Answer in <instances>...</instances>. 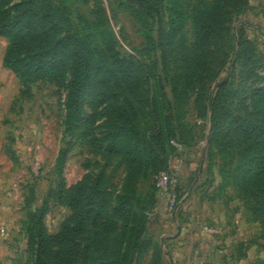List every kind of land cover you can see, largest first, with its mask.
<instances>
[{
	"label": "rangeland",
	"instance_id": "rangeland-1",
	"mask_svg": "<svg viewBox=\"0 0 264 264\" xmlns=\"http://www.w3.org/2000/svg\"><path fill=\"white\" fill-rule=\"evenodd\" d=\"M25 1H6V7L17 5L12 18L27 6ZM49 1L64 5L74 22L79 15L94 20L96 5L103 8L102 17L117 48L132 57L142 81L141 90L131 97L141 128L148 135L157 128L153 103L161 127L169 125L171 135L158 142L164 171L171 180L168 193L157 189L154 170L132 185L137 194L155 193V204L145 213L151 245L139 264H264V198H253L236 184V167L243 159L234 139L236 125L246 116L251 89L264 85V0H229L219 36L213 39L209 70L186 89L169 82L177 70L175 49L147 51L141 26L123 7V0ZM55 22L60 37L64 33L61 18L56 17ZM185 36L192 40L190 21ZM7 43L0 36V264H34L35 244L30 242L29 229L36 210L45 206L43 226L48 234H54L72 214L60 204L61 192L86 189L100 173V191L108 212L115 197L124 192L127 164L119 153L106 159L103 152L107 122L120 97L107 75L93 74L80 127L74 136H66L63 120L68 71L60 82L35 81L28 95H23L18 78L2 65ZM218 90L219 104L211 116L212 98ZM65 147L66 160L59 167L58 152ZM167 223L173 226L172 232L162 228ZM205 226L215 227L217 232L209 233ZM178 227H185L188 239L195 235L189 243L190 263L174 259L168 248H163V242L175 243L169 235L177 234ZM84 239L77 236L75 241L83 246ZM157 246L159 260L153 263ZM89 260L82 252L76 264H90Z\"/></svg>",
	"mask_w": 264,
	"mask_h": 264
},
{
	"label": "trees",
	"instance_id": "trees-1",
	"mask_svg": "<svg viewBox=\"0 0 264 264\" xmlns=\"http://www.w3.org/2000/svg\"><path fill=\"white\" fill-rule=\"evenodd\" d=\"M6 1L0 0V36L8 41L2 65L18 78L23 95H28L35 81L60 82L68 71L63 120L66 136H74L80 127L93 74L107 75L118 92L116 97H120L107 122L103 152L106 159L119 153L127 164L124 192L115 197L110 212L100 191V173L86 189L76 187L61 192L59 202L72 214L54 234H48L43 226L45 206L36 210L31 215L29 229L30 242L35 244L34 264H76L82 252L90 256V264H139L151 245L145 213L155 204V193L137 194L132 185L148 171L154 170V176L164 171L158 142L171 135L169 125L161 127L159 111L153 103L157 128L153 135L141 128L138 109L131 100L141 90V78L132 57L117 48L99 4L94 20L79 15L74 22L64 5L56 6L49 0H26L27 6L12 18V9L17 5L6 7ZM189 2L123 0L122 3L141 26L147 51L159 48L162 53L168 47L175 49L177 70L169 82L181 84L184 89L209 70L214 54L213 39L219 36L229 8V0ZM56 17L61 18L64 27L60 37ZM188 21L191 41L185 36ZM219 96L220 90L212 98L211 116L217 109ZM245 114L234 129L235 146L243 159L236 167V184L247 189L253 198H264V85L251 89ZM226 135L227 132L222 136ZM66 155L67 148H61L57 156L59 167L65 163ZM77 236H85L83 246L75 241ZM158 248L154 249L153 263L159 260Z\"/></svg>",
	"mask_w": 264,
	"mask_h": 264
},
{
	"label": "crops",
	"instance_id": "crops-1",
	"mask_svg": "<svg viewBox=\"0 0 264 264\" xmlns=\"http://www.w3.org/2000/svg\"><path fill=\"white\" fill-rule=\"evenodd\" d=\"M162 228L166 231V232H172L171 230H173V226H169V224H162L161 225ZM190 230V229H189ZM186 232V234H185ZM165 235V234H164ZM167 236V235H165ZM169 236H173L174 238L172 240H170V242L172 243L173 241L175 242L174 244H169L168 242H163V248L166 249V247L168 248V252H171V255L174 257V259H182V263H185L186 260L190 263V259H191V253H189L190 251V246L189 243L194 241V236L195 235H191L190 234V238H187V230L185 229V227H181V228H177V234H170ZM186 238L184 241H182V239ZM190 240V241H189ZM178 243V245H177Z\"/></svg>",
	"mask_w": 264,
	"mask_h": 264
},
{
	"label": "built area",
	"instance_id": "built-area-1",
	"mask_svg": "<svg viewBox=\"0 0 264 264\" xmlns=\"http://www.w3.org/2000/svg\"><path fill=\"white\" fill-rule=\"evenodd\" d=\"M154 179L157 189L162 193H168L171 186V180L169 175L165 171H160L154 176ZM169 203L173 205L174 196L170 197ZM204 229L209 233L217 232V229L212 226H205Z\"/></svg>",
	"mask_w": 264,
	"mask_h": 264
}]
</instances>
